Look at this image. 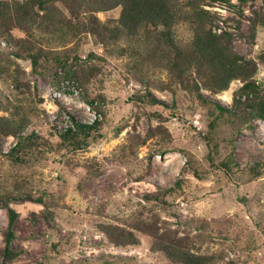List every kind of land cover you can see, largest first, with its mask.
I'll return each instance as SVG.
<instances>
[{
	"label": "rangeland",
	"instance_id": "374dc122",
	"mask_svg": "<svg viewBox=\"0 0 264 264\" xmlns=\"http://www.w3.org/2000/svg\"><path fill=\"white\" fill-rule=\"evenodd\" d=\"M237 3L202 4L218 16L214 32L232 33L234 57L223 56L224 73L230 64L243 71L219 91L205 87L214 79L197 69L178 75L173 54L155 40L146 44L157 56L138 40L121 53L92 33L61 42V33L39 30L33 38L0 25V116L10 115L11 102L29 114L21 134L0 129L1 254L14 232L8 264H182L157 246L158 236L211 256L209 264H264V165H257L264 162V118L238 125L224 113L209 126L219 113L211 102L231 108L248 80L256 81L251 97L260 104L243 96L246 112L264 106V24L252 29L254 18H264V0L249 2L243 14ZM74 5L58 2L54 18L70 17ZM97 15L117 20L120 6ZM190 36L181 26L178 37ZM39 43L47 52L34 66L27 53ZM250 60L257 63L251 78ZM96 118L101 124L85 143H65L61 134L73 119ZM30 136L27 152L20 150L25 160H12L7 153ZM8 206L17 211L12 225ZM128 232L136 242L115 241Z\"/></svg>",
	"mask_w": 264,
	"mask_h": 264
},
{
	"label": "trees",
	"instance_id": "16d2710c",
	"mask_svg": "<svg viewBox=\"0 0 264 264\" xmlns=\"http://www.w3.org/2000/svg\"><path fill=\"white\" fill-rule=\"evenodd\" d=\"M60 1L67 0H0V25L9 22L10 25L14 24L15 27L28 31L33 38H35L39 30L50 32L53 34L52 36L61 33V42L65 41L63 39L73 32L76 35L82 32L92 33L106 45L112 43L118 45L121 53H125L130 49L131 43L136 40L142 42L148 50H151L146 43L155 40L159 49L173 54L172 57L175 58V61H173L172 67L177 71L178 75L180 73L185 75L187 70L197 69V71L203 72L214 79L213 84L206 82L207 86H205L214 91L227 88L232 78L243 73L241 66L233 64H230V74L224 73V70H227V61L223 56L229 52L234 57L232 33L229 31L214 32L213 29L218 16L202 5L205 4L206 0H74L75 5L70 8V17L54 18L53 15L56 14L54 9H56L57 3ZM212 1L231 2V0ZM253 1L255 0H239L236 7L243 14L245 6ZM117 6H120V15L117 20L104 22L97 15L98 11L108 10ZM255 12L258 15L257 10ZM258 23L264 24V18L253 19L252 29L254 33ZM183 25L188 26L191 32V36L186 37V39L178 37V30ZM124 41L127 43L124 44ZM35 49V51H29L27 56H30L34 66H37L39 58L43 53L46 54L47 50L41 43L36 45ZM136 53L143 55L142 48L138 47ZM152 54L157 56L155 51H152ZM91 55L104 59L96 53H91ZM56 58L61 59L59 53L56 54ZM245 63H248V61ZM139 64H144L142 58L139 59ZM256 65L257 63L254 60H250L247 65V68H250V71L247 70V76L250 78L256 71ZM244 79H247V77L244 76ZM197 84L199 85V82ZM256 84L255 80L246 81L239 89V93H237L231 108L218 102H211L219 113L211 118L210 128H214L219 122H222L221 117L224 113L228 114L230 122L238 125L245 123L250 118L253 119L255 116L264 118V106H252L256 109V112L252 113L250 111V114H248L245 110L247 109L245 101L240 99L246 96V100H256L254 102L260 104L256 94L251 97L254 87L257 86ZM194 89L197 90V96L205 100V97L198 91L199 88L195 87ZM263 99L264 97L261 100ZM151 100L156 102L155 99ZM10 105L13 107L10 115L0 116V129L3 131L14 129L15 133L21 134L29 121V114L23 111V107L19 103L11 102ZM100 124L101 121L98 118L91 122L73 119V126L69 125L61 136L68 145L80 147L87 141L86 136H90L91 132L97 130ZM11 125H15L17 128L11 127ZM204 138L217 147L215 143H212V138L207 135ZM24 139L22 137L7 153L16 162L25 160V157L21 156L20 150L27 152L25 149H28L29 144L26 145L24 142L31 140L32 136L26 140ZM1 153L2 149L0 147ZM208 155L213 158V151L210 150ZM257 165L263 166L264 162ZM219 166L228 171L231 168L230 160H221ZM259 168L253 167V169H258L256 174L263 172L262 168ZM2 201L0 199V203ZM4 201V203H7V200ZM8 210L9 224L12 225L17 211L10 206H8ZM13 234L14 232L10 227L6 236L7 242L4 253L1 254L0 252V264H8V261L15 255L10 246ZM126 235L125 238H119L115 241L119 244L137 241L133 232H128ZM155 241L157 246L164 250L168 257L182 264H209L211 262V256L194 251L190 247L187 248L174 241L166 240L161 236L156 237Z\"/></svg>",
	"mask_w": 264,
	"mask_h": 264
}]
</instances>
